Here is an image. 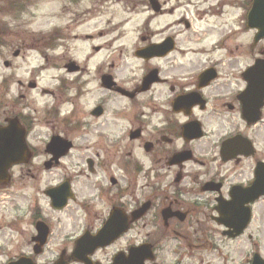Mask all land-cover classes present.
<instances>
[{
	"label": "flooded vegetation",
	"instance_id": "obj_1",
	"mask_svg": "<svg viewBox=\"0 0 264 264\" xmlns=\"http://www.w3.org/2000/svg\"><path fill=\"white\" fill-rule=\"evenodd\" d=\"M120 3L134 12L142 8L147 17L139 23L131 18L108 19L96 9L100 28L76 35L79 21L73 19L64 30L69 35L56 29L49 37L35 34L26 26L28 21L9 26L20 20L18 13L26 0L0 5L9 17L0 25V49H6L2 62L9 71L2 76L0 89L6 95L12 85L18 91L40 88L38 78L17 76L27 53H38L48 62L58 42L69 36L88 43L82 62L69 60L63 66L67 78L56 90L40 89L51 96L63 90L60 98H68L63 104L70 101L67 111L52 106L46 110L60 118L45 117L54 125L41 146L50 157L44 167L52 170L70 154L94 145L93 157L79 159L80 176L67 175L54 187L68 186L65 209L76 205L85 218L81 232L89 237V249L111 218L116 219L118 234L110 245L93 253L76 252L78 237L46 257L53 252L52 232L34 208V223L41 221L50 228L46 244L36 242L33 235L31 251L16 253L5 243L10 248H0V256L5 257L0 264H113L117 254L123 264H252L255 255L264 256V222H256L257 216L264 217V0ZM99 4L101 9L107 2ZM84 23L91 26L90 19ZM189 56L196 60L188 63L198 66L182 79L183 62ZM169 58L178 62L169 65ZM64 80L68 82L63 89ZM25 98L18 92L4 105L0 96V157L19 145L25 152L22 163L0 166L4 169L0 193L17 179L21 183L22 169L35 159L29 141L36 120L25 113ZM169 115L172 119L165 131L151 126L157 116ZM125 120L132 127L108 143L109 130L118 133ZM95 121L105 125L93 129ZM52 138L68 146L66 155L57 160L47 147ZM177 140L183 141L180 149ZM140 148L152 158L153 167L145 168L135 158ZM99 173L95 182H81L84 176L89 179ZM247 218L250 222L243 231ZM242 240L249 248L236 263L235 246ZM112 248L116 249L108 254ZM131 250L136 251L133 262Z\"/></svg>",
	"mask_w": 264,
	"mask_h": 264
},
{
	"label": "rangeland",
	"instance_id": "obj_2",
	"mask_svg": "<svg viewBox=\"0 0 264 264\" xmlns=\"http://www.w3.org/2000/svg\"><path fill=\"white\" fill-rule=\"evenodd\" d=\"M101 1L107 2L103 8H98ZM121 0H26V5L21 13H27L33 19L30 22L35 23L36 13L30 9L36 6H47V10L42 14L41 24L37 25V31L35 34H44L43 36L49 37L53 30L60 29L66 35L70 32L64 30L68 28L72 20H76L75 26L76 35H83L90 28H100L102 24L96 25L99 19L96 15L99 11L104 12L105 18L114 17L117 20L125 18H131L134 23H139L141 20L147 17L146 11H142L139 8L138 11L126 10V8L120 3ZM127 1V0H124ZM7 0H0V5L6 3ZM117 2V3H116ZM6 5V4H5ZM12 7H17L16 4H11ZM4 5L0 6V25L2 21L7 20L9 17L2 11ZM58 8V11L56 10ZM99 10L95 12V10ZM21 13H18L21 16ZM17 15V14H16ZM57 19L61 20L62 25H52L50 28L47 27L46 20ZM91 20V26L87 27L84 23L85 20ZM80 26L78 27V25ZM2 28L0 27V30ZM73 36H69L68 39L63 42H58V48L49 54V61L46 62L44 57L35 52H29L22 63L21 69L17 70V76L20 78H32L33 80L40 83L38 90H31L29 88L21 89L18 91L16 88L15 94L21 92L26 95L24 104L27 105V112L31 115V118L35 119V131L32 134V138L29 143L34 148L35 159L32 160L29 166H25L22 169L21 183L17 179L15 185L8 187L6 192L0 193V248L4 247L5 250L10 247H5L4 244H11V250L19 253L20 251H31L32 241L30 240L33 235H36L34 219L31 218V210L34 208L38 209V217L45 220L49 224L52 232L51 241L49 247L53 250L52 254L49 253L46 257H50L55 254V250L63 244H71L76 238L82 234L80 225L84 224L85 218L81 216L76 205L69 206L62 212H55L50 206V199L44 195V191L49 187L56 186L63 177L67 175L69 178L79 177V166L83 163L79 160L80 158L94 156V149L91 145L85 152H74L68 157L62 160L59 166L52 170H47L44 167V163L50 159V157L43 151L41 146L49 140L48 134L51 131L52 124L56 116L52 114L49 116L46 111L49 106H52L53 110L60 109V111H67L70 106L67 101L66 105L63 104L64 100H68L67 97L60 98L63 96L64 91L60 90L56 92L55 96L49 94H43L41 88H48L56 90L58 85L61 84V80L67 78L65 76L66 71L63 69L66 62L69 60H76L82 62L84 56H86L89 46L83 39L73 40ZM1 42V41H0ZM125 43V41H124ZM6 49H0V82L2 76L9 73L3 65V53ZM49 64V65H48ZM48 65V66H47ZM35 75V76H34ZM36 77V78H35ZM67 80L63 81V89ZM1 86V85H0ZM12 88V87H11ZM61 89V88H60ZM59 90V89H58ZM14 94V95H15ZM11 93H7L3 89H0V96L2 104L8 103L11 97H14ZM45 117H52L54 120L48 121ZM37 149V151H36ZM39 149V151H38ZM114 173V172H113ZM19 175L20 172H17ZM100 174V173H99ZM98 176H91L86 179L83 177L81 182L85 184H91L95 182L101 174ZM34 176L35 178H31ZM85 195L83 194L82 197ZM33 220V222H32ZM257 223H263L264 217L257 216ZM261 239L263 235L259 236ZM248 245L245 241H240L235 246V259L236 263H241L240 258L248 250ZM114 249L108 250L110 254ZM262 253V252H261Z\"/></svg>",
	"mask_w": 264,
	"mask_h": 264
},
{
	"label": "clouds",
	"instance_id": "obj_3",
	"mask_svg": "<svg viewBox=\"0 0 264 264\" xmlns=\"http://www.w3.org/2000/svg\"><path fill=\"white\" fill-rule=\"evenodd\" d=\"M30 10L32 12L36 13L37 16L35 18V23L27 24L26 26L28 28L34 30V31H37L38 30L37 29V25L41 24V20L43 18L42 14H43V12H45L47 10V6H36V7H32ZM56 10L58 11V8H56ZM31 19H33V18L30 17L27 13H21L20 20L19 21H16V20L11 21L9 26L12 27V26H15L17 23H24V22L29 21ZM46 23H47V27L50 28L52 25H58V26L62 25L63 22L61 20H57V19H50V20H46ZM237 23H239L238 20H237ZM188 60L195 61L196 58L189 56L183 62L186 65V68H185V75L182 77V79L189 78L188 74L191 73L192 71H194L197 68V66H198L196 62H193V63L189 64ZM177 62L178 61H176L173 58H169L168 59V64L169 65H173V64H175ZM136 63H140V62H136ZM154 63L163 65L165 62L164 61H155ZM137 75H139V73H137ZM15 91H16V87H15V85H12L11 94L14 95ZM154 106H156V105H154ZM86 118L90 119L88 117H86ZM171 119H172V117L170 115L168 116L167 119L165 117H163V116H157L155 119L152 120L151 126L153 128H155L157 131H165L169 127V123H170ZM183 122H184V117H180V123H183ZM104 125H105V121H95V122H93V129L96 126L103 127ZM131 127H132V124L128 123V121L125 120V121L122 122V127H121V129H120V131L118 133L114 134L111 130H109L108 143L115 142L119 138L120 135H123V133L126 132L128 130V128H131ZM109 128H110V126H109ZM93 134H94V131H93ZM182 146H183V141L182 140H177L176 141V148L180 149ZM135 158L141 164H143L145 166V168H150V167L154 166L153 162H152V158L149 157V156H145L143 154V149L142 148H140L139 150L136 151ZM196 198L200 199V200H207V197H203V196H197ZM130 203H131V201H129V204ZM80 227H82V225H80ZM4 258L5 257L0 256V260H3Z\"/></svg>",
	"mask_w": 264,
	"mask_h": 264
},
{
	"label": "water",
	"instance_id": "obj_4",
	"mask_svg": "<svg viewBox=\"0 0 264 264\" xmlns=\"http://www.w3.org/2000/svg\"><path fill=\"white\" fill-rule=\"evenodd\" d=\"M0 135L2 136V133ZM14 138L17 139V136L15 135ZM23 150H24L23 147L21 148L20 145L17 146L16 148H10L9 150H4L3 154L0 157V166H4V169H5V167H10L11 165L15 163H22L24 161L22 160V156L25 153V152L23 153ZM67 150H68V146L65 145V143L63 142L58 141V139H56L49 146V151L55 156V160L65 155ZM4 169H0V173L4 172ZM47 194L53 199L54 207L56 209H60L66 204L68 200V197H69L68 186L63 187L59 190H51ZM249 221H250L249 218L245 220L243 224V229L247 226ZM115 222H116L115 218L110 219L105 229L101 233L100 237L102 241L100 242L99 240L98 241L99 244H97L94 249L100 246H106L110 243L111 240L105 241L103 238L110 236L111 230L114 229L115 227ZM47 235H48V230L43 225H41L39 227V237L37 238L38 239L37 241H39L43 245L46 241ZM88 242H89V237L85 236L77 242L78 247L80 248L81 246L86 245ZM133 254H134V251L131 253V256L129 258L131 262H133L132 259H135ZM123 263L124 261L122 260V256L116 258L115 264H123ZM129 264H132V263H129ZM253 264H264V261L256 257Z\"/></svg>",
	"mask_w": 264,
	"mask_h": 264
}]
</instances>
